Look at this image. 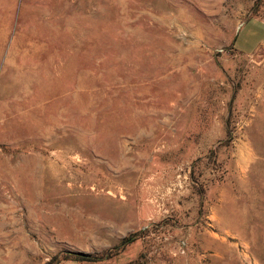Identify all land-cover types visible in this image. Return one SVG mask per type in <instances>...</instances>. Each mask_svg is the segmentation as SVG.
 <instances>
[{
	"label": "rangeland",
	"instance_id": "1",
	"mask_svg": "<svg viewBox=\"0 0 264 264\" xmlns=\"http://www.w3.org/2000/svg\"><path fill=\"white\" fill-rule=\"evenodd\" d=\"M251 17L264 0H0V264H264Z\"/></svg>",
	"mask_w": 264,
	"mask_h": 264
},
{
	"label": "crops",
	"instance_id": "2",
	"mask_svg": "<svg viewBox=\"0 0 264 264\" xmlns=\"http://www.w3.org/2000/svg\"><path fill=\"white\" fill-rule=\"evenodd\" d=\"M255 20H257L258 22H264V18H258V17H251ZM251 18H248L247 20H245L239 27H240V30L243 29V25L248 22V20H250ZM244 25V26H245ZM233 46L234 48H236L238 51L242 52L243 54H252L254 53L257 49L259 48H263L264 47V42L263 43H259L258 45H255L254 47L251 46L249 47V49H247L243 44H238V40L235 39V36H234V39H233ZM236 46H235V45ZM58 264H86L84 262H81L79 260H76L74 258H70V259H66Z\"/></svg>",
	"mask_w": 264,
	"mask_h": 264
},
{
	"label": "trees",
	"instance_id": "3",
	"mask_svg": "<svg viewBox=\"0 0 264 264\" xmlns=\"http://www.w3.org/2000/svg\"><path fill=\"white\" fill-rule=\"evenodd\" d=\"M232 45H233V43H232ZM128 241H129V238L124 239V242L123 243H126ZM70 256L73 257V258H75V259L78 258V259H82V260H92V257H90L89 255H86L84 253H80V252H72V253L66 254V256H64L62 258V260L63 259H68V258H70ZM58 262H56L55 264H57Z\"/></svg>",
	"mask_w": 264,
	"mask_h": 264
}]
</instances>
